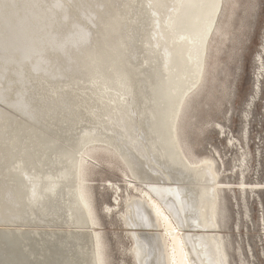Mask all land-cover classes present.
Returning <instances> with one entry per match:
<instances>
[{
    "label": "bare ground",
    "instance_id": "1",
    "mask_svg": "<svg viewBox=\"0 0 264 264\" xmlns=\"http://www.w3.org/2000/svg\"><path fill=\"white\" fill-rule=\"evenodd\" d=\"M238 2L0 0V264H112L96 181L130 264H229V177L217 151L194 146L213 124L226 136L202 107L225 88L218 58ZM225 139L247 218L261 188L244 181L245 146ZM101 167L119 180L97 179Z\"/></svg>",
    "mask_w": 264,
    "mask_h": 264
},
{
    "label": "rangeland",
    "instance_id": "2",
    "mask_svg": "<svg viewBox=\"0 0 264 264\" xmlns=\"http://www.w3.org/2000/svg\"><path fill=\"white\" fill-rule=\"evenodd\" d=\"M231 25L227 42L223 45L222 53L218 58L216 74L217 81H222L225 88H217L220 92H213L214 99L202 109L208 120L216 121L224 127L225 138L238 140L249 154L244 181L247 184L258 183L261 189H255L260 202L255 200L253 203L251 201L247 203V218L244 217L243 205L238 198L237 171L232 169V160L236 158L235 150L231 149L225 138H218L214 132V124L211 126L212 129H209L213 131H204L196 140L194 150L197 154L217 151L219 157L216 154L214 156L218 162L220 158L224 161L226 176L229 177L228 189L226 187V190L223 189L227 226L222 228L229 243L227 246L229 264H240L237 247H240L244 263L264 264V235H262L264 230L259 228L260 222L264 224V192L262 191L264 189V0H239ZM257 59H260V63ZM258 64H261L260 69L257 68ZM257 76L259 82L255 81ZM254 85L258 88L256 93ZM219 94L223 95V98L217 101ZM227 110L229 113L225 115ZM247 114L248 117L244 119V115ZM242 130L245 132V139H241ZM95 176L97 179L119 180L117 173L110 172L104 167L99 168ZM93 188V200L108 243L111 263L119 264L123 260L125 264H130L127 254L121 255L122 251L128 248L129 243L121 232L120 224L114 216L105 217L102 210L103 205L111 204V192L107 189L103 190V185L99 181L93 184ZM245 192L247 193L248 190ZM232 193L236 196L234 197ZM117 204L121 209V199ZM259 215H262L260 221ZM236 221L240 222L238 234L232 229Z\"/></svg>",
    "mask_w": 264,
    "mask_h": 264
},
{
    "label": "snow or ice",
    "instance_id": "3",
    "mask_svg": "<svg viewBox=\"0 0 264 264\" xmlns=\"http://www.w3.org/2000/svg\"><path fill=\"white\" fill-rule=\"evenodd\" d=\"M210 7H212L213 9H215L217 7V5L215 3H212L210 5ZM152 207L155 209V212H156V215L157 216H163V213L161 212V209L159 207H157L155 204H153ZM164 219H165V221H167L168 220V217L167 216H164ZM173 230L175 231V230H178V229L174 228Z\"/></svg>",
    "mask_w": 264,
    "mask_h": 264
}]
</instances>
